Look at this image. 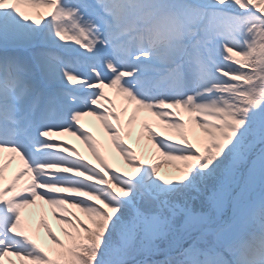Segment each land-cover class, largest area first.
Wrapping results in <instances>:
<instances>
[{"label": "snow or ice", "instance_id": "snow-or-ice-1", "mask_svg": "<svg viewBox=\"0 0 264 264\" xmlns=\"http://www.w3.org/2000/svg\"><path fill=\"white\" fill-rule=\"evenodd\" d=\"M141 110L169 130L142 122L147 159L127 139ZM86 115L132 171L109 163ZM38 200L60 223L41 217L46 239L26 214ZM6 258L264 264V0H0Z\"/></svg>", "mask_w": 264, "mask_h": 264}, {"label": "bare ground", "instance_id": "bare-ground-1", "mask_svg": "<svg viewBox=\"0 0 264 264\" xmlns=\"http://www.w3.org/2000/svg\"><path fill=\"white\" fill-rule=\"evenodd\" d=\"M26 11L31 12L33 10L28 8V10ZM121 102L123 103V100L121 98H118L117 99L118 110H122L123 107H128V113H122V118L125 121H127L128 116L132 112L133 105H122L121 106L120 105L122 104ZM137 117L139 120L142 118L141 111L137 114ZM82 124L84 125L86 129H90L92 132H94L97 135L102 145L107 146L106 150L104 149L102 150H104V154L108 158L109 163H111L114 167H120L124 170L132 171L131 166L127 164L124 157L119 154V151L115 148L114 145H111L109 135L106 132V130L103 128V124L101 121H99L94 116L86 115L82 117ZM131 130H132V135L130 137H127L128 143L131 144L132 147L136 148L137 151L140 152L142 155H144L145 159H147L150 153L142 152L143 151L142 144H140L139 141H137L134 135L135 131L137 130L135 124L131 126ZM143 135H144L143 136L144 138H147V135L145 134ZM62 139L75 145L81 151L83 155L88 157L94 163L96 162L95 157L92 155L91 151L89 150L85 142L79 139L78 136H73L71 133H66L63 135ZM161 159L163 158L161 157ZM21 166H22V161L19 159V157H17V159H15L12 162L10 167L6 169V176L10 178L14 174V172ZM172 170H173V165L171 164L164 163L161 166L162 173L172 171ZM26 180H27V177H24L20 183L23 184ZM53 211H54L53 206L47 205L46 203L39 201V200L37 201L36 205L29 206V208L26 210V214L29 212L32 213V217H31L32 224L38 225L37 230L39 231L41 237H43L45 233L43 226L39 223V220L41 219V217H46L49 223L52 225V227H54L53 229L56 230L57 232L60 231V223L57 220V218L53 215Z\"/></svg>", "mask_w": 264, "mask_h": 264}, {"label": "rangeland", "instance_id": "rangeland-1", "mask_svg": "<svg viewBox=\"0 0 264 264\" xmlns=\"http://www.w3.org/2000/svg\"><path fill=\"white\" fill-rule=\"evenodd\" d=\"M25 10H28V8H25ZM34 11V10H33ZM109 91V94L110 95H114V92H113V90H108ZM122 103V102H121ZM121 106L122 105H132V104H130V103H128L127 101H123V103L122 104H120ZM145 120H147L149 123H152L156 128H157V131H161V132H165V133H168L169 132V130H167L165 127H164V125H163V123L157 118V117H155L154 115H152L150 112H148L147 110H142V118L139 120L138 119V117H137V121L134 123V124H136V128H137V130L135 131V138L137 139V141H139V143L140 144H142V152L143 153H145L144 152V146L145 145H149L150 147H151V142L148 140V138H144L143 136L144 135H142V133H144V130L142 129V127H141V124H142V122L143 121H145ZM144 134H146V133H144ZM153 151H155V149L153 148ZM81 215H83V213H81ZM34 226V228H36L37 229V227H38V225H33ZM56 227V226H55ZM54 228V227H53ZM60 231H58V233H59ZM61 235H62V233H61ZM43 238H45L46 239V235H45V233H44V235H43ZM47 242H49L50 243V241H47ZM13 259H15V258H13ZM5 264H9V261H8V259L7 260H5Z\"/></svg>", "mask_w": 264, "mask_h": 264}]
</instances>
